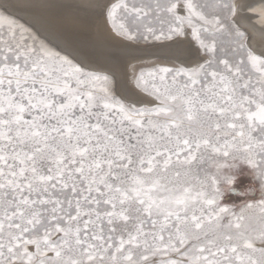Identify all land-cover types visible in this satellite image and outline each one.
I'll list each match as a JSON object with an SVG mask.
<instances>
[{
    "label": "snow or ice",
    "instance_id": "6c2138e0",
    "mask_svg": "<svg viewBox=\"0 0 264 264\" xmlns=\"http://www.w3.org/2000/svg\"><path fill=\"white\" fill-rule=\"evenodd\" d=\"M12 6L0 3V264H264V199L237 212L218 195L242 164L264 174V53L242 6L100 0L125 45L194 41L195 62L134 76L139 106L98 57ZM252 11L264 20V4Z\"/></svg>",
    "mask_w": 264,
    "mask_h": 264
},
{
    "label": "rangeland",
    "instance_id": "374dc122",
    "mask_svg": "<svg viewBox=\"0 0 264 264\" xmlns=\"http://www.w3.org/2000/svg\"><path fill=\"white\" fill-rule=\"evenodd\" d=\"M0 2H2V0H0ZM236 2H238V0H236ZM22 9L23 8L18 10L17 8L15 9L14 7H10L9 10L12 13H14L13 15L17 16L21 20V22H26L30 24L36 30H38L41 33V35L47 36L48 39L52 40L54 43H58L61 40L65 39L66 37H72L76 41V46L79 51L93 57H98L99 58L98 62L100 63V65L102 67L107 68L112 73H114L116 79L117 94L122 98H124L126 101L135 103L138 106L147 101V97L143 93H141L135 87L134 84V76L138 74L141 68L152 67L154 66V64L172 66L174 64V61L175 63L182 62L176 58L178 54H187L189 60H191L192 62L199 59L197 52L195 50L196 48L192 49V47L195 46V44H193V41H190V45H189L191 46L190 48L186 47V49L183 50L174 49L173 46L175 43L185 42L188 40V38L177 39L175 42L166 43L163 45H151V46L125 45L121 43V41L119 40L113 41V43L112 42L105 43L101 39L102 38L101 32L108 31L110 33L109 31L110 27L108 26L107 23L105 25L102 24L101 28H92V26L88 25L90 26L91 30L87 34H84L83 31H85V29H88V27L80 29V31H77V33H75V35L73 36H69L67 34L65 35L63 33L61 34L60 32H56V31L54 32L44 29L38 21H35L31 17L25 15ZM256 20L257 18L254 17V20H252V22L255 23ZM86 21L89 20L86 19L83 25L86 23ZM247 37H248L249 47L255 51L254 47H252L251 39L248 34ZM81 41L94 43L96 45V48L92 49V48L84 47L80 43ZM120 43L123 45H121ZM138 46H140L141 48ZM106 48L108 49V51H110V56L108 58H105L104 57L105 55L102 52L103 49ZM92 50L97 51V54L99 55L96 54L94 55L92 53L93 52ZM140 58L141 60H145V59L147 60L148 58H151L149 60H154V61L139 63L138 65L135 66V68H133L132 71L130 68V66L133 63L132 61L135 59L140 60ZM127 68H128V72H127ZM225 174L234 175L236 179L232 184L231 188L229 189V191L226 183L224 182L223 179H221V183H220L221 191L218 195L222 197L221 203L223 205L228 206L233 210L239 212L241 209H244L247 204L251 203L255 205L258 203L259 200L264 199V193L260 191H255L251 193L247 191L249 187H256V184L259 183V181L256 179L257 172L251 170L247 165L242 164L237 170L235 169L229 170ZM246 214L250 216L258 217L259 216L258 208L254 207L251 210L246 209Z\"/></svg>",
    "mask_w": 264,
    "mask_h": 264
},
{
    "label": "bare ground",
    "instance_id": "6f19581e",
    "mask_svg": "<svg viewBox=\"0 0 264 264\" xmlns=\"http://www.w3.org/2000/svg\"><path fill=\"white\" fill-rule=\"evenodd\" d=\"M3 2L4 0H2V2L0 3ZM99 2L100 0H10V3L13 5L12 7H14L15 9L17 8L18 10L23 8L22 10L24 11L25 15L31 17L35 21H38L44 29L54 32H60L61 34H67L69 36L75 35V33H77V31H80V29L82 28L88 27V29H85V31H83L84 34H87L91 30L90 26H92V28H101L102 24H108L103 10L96 7ZM110 2H117V0H110ZM237 4L242 6V10L238 12L236 17L237 22L239 23L241 29L245 30L250 36L251 44L252 47H254L255 51L257 53H264V20H261L257 12L252 11V8L264 4V0H238ZM254 17L257 18L255 23L252 22V20H254ZM86 19L89 21H86V23L83 25ZM109 31L110 33L108 31L101 32V39L105 43H113V41L117 40L113 37L112 30L109 29ZM190 41L192 40L189 37L187 41L182 43H175L173 47L174 49L179 50L186 49V47L190 48ZM192 49H195V46L192 47ZM92 51L91 52L94 55H99L97 54V51ZM102 52L105 55V58H108L110 56V51H108L107 48L103 49ZM176 58L186 64L192 62L191 60H189L187 54H178ZM149 59L151 58H148L147 60H141V58L140 60H133V63L130 66L131 70L133 71V68H135V66L139 63L154 61Z\"/></svg>",
    "mask_w": 264,
    "mask_h": 264
},
{
    "label": "clouds",
    "instance_id": "9594fccd",
    "mask_svg": "<svg viewBox=\"0 0 264 264\" xmlns=\"http://www.w3.org/2000/svg\"><path fill=\"white\" fill-rule=\"evenodd\" d=\"M233 178L235 181L236 177L234 176ZM256 179L259 181V183L256 184V187H249L247 191L249 193L255 192V191H260V192L264 193V174H261L259 177L256 176ZM225 183H226V185L228 187V191H229V189L231 188L233 183H231V184L227 183V182H225Z\"/></svg>",
    "mask_w": 264,
    "mask_h": 264
}]
</instances>
